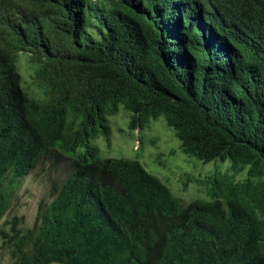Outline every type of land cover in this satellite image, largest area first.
I'll return each instance as SVG.
<instances>
[{"label":"trees","instance_id":"16d2710c","mask_svg":"<svg viewBox=\"0 0 264 264\" xmlns=\"http://www.w3.org/2000/svg\"><path fill=\"white\" fill-rule=\"evenodd\" d=\"M118 105L130 128L161 117L182 154L229 161L207 199L182 207L136 160L98 157ZM52 150L71 172L12 234L14 264H264V0H0V179Z\"/></svg>","mask_w":264,"mask_h":264},{"label":"rangeland","instance_id":"374dc122","mask_svg":"<svg viewBox=\"0 0 264 264\" xmlns=\"http://www.w3.org/2000/svg\"><path fill=\"white\" fill-rule=\"evenodd\" d=\"M95 37V31L87 30ZM19 85L26 98L37 100L41 93L33 85L35 67L28 54L19 52L14 63ZM108 134H98L90 143L101 159L136 160L143 169L158 178L182 207L196 199H207L200 181L210 172L228 171L229 161L212 160L203 164L178 149L179 143L161 117L149 118L130 128V113L121 105L107 118ZM82 149L76 151L81 153ZM57 151L48 152L25 177H15L11 170L0 179V191L7 198L6 209L0 218V264H14L11 236L15 231L30 229L39 204L47 205L53 199L51 187L59 185L71 172L70 158L63 157L57 164ZM246 169L235 174V180H244ZM56 264V263H51Z\"/></svg>","mask_w":264,"mask_h":264}]
</instances>
